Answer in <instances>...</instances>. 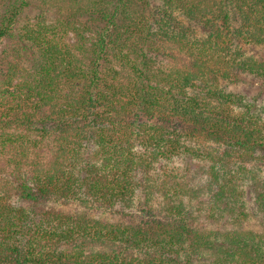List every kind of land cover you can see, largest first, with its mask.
<instances>
[{"label":"trees","instance_id":"16d2710c","mask_svg":"<svg viewBox=\"0 0 264 264\" xmlns=\"http://www.w3.org/2000/svg\"><path fill=\"white\" fill-rule=\"evenodd\" d=\"M39 2L0 0V264H264V103L217 79L264 84V0Z\"/></svg>","mask_w":264,"mask_h":264},{"label":"rangeland","instance_id":"374dc122","mask_svg":"<svg viewBox=\"0 0 264 264\" xmlns=\"http://www.w3.org/2000/svg\"><path fill=\"white\" fill-rule=\"evenodd\" d=\"M39 1L40 0H34V6L31 9L25 11L24 16L26 17L27 20H32L34 17H37L39 15V9H37V6H36L37 4H40ZM54 1L56 4L59 5L61 0H54ZM56 4H54V5H56ZM53 11H54V8H51L50 11L45 15V17L47 18V21L55 17V12H53ZM69 38H70V35L68 36L67 39L70 40ZM250 50H249V52H253L254 56H257V57H263L264 56V48H262V50H258V49H250ZM178 57H179V55H178ZM180 59H183L185 62L187 61V59L184 56L180 57ZM156 60H157V62L161 61L160 64L163 63V59H161V58H157ZM163 64L165 65L166 63L164 62ZM217 79H218L219 85L221 87H223L225 90H230V91L237 92L239 94L244 95L248 102H252L253 100L256 99L257 105L264 103V84H262L261 82H256V81H254L251 78L246 77V76H241L240 82L237 84L232 83V81H231L232 78L229 79L227 77H217ZM205 145L211 149H216V146L213 145L212 143L211 144L208 143ZM196 164L199 165L200 161L197 162ZM257 165L261 171V175H263V177H264V166H262L260 164H257ZM170 167H173L178 171H182V173L184 174L183 171H185V169H183L184 167L181 163V160H179V159L175 160L172 164H170ZM192 174L195 177V179L192 180V183L188 180L185 183H189V185L192 184V187L195 189L200 188L202 186L203 180L200 178L201 177L200 175L196 179L197 173H196L195 165L191 166L189 173H187L188 176L192 175ZM185 189H187V188H185ZM181 196H182V198L187 199L190 202L195 203L194 199L192 200L188 196L183 195V194ZM245 207H246L247 214L251 215L250 220L248 221V227L250 229H252L253 231H256V232H261V233L264 232V218L261 217V215L256 211V208L254 205V197H252V196L249 197V201H247V205ZM204 214H206V213L204 212ZM95 216L97 218L102 219V220H107L110 223H117V222L126 223V222H129V219L127 217H120V216H117L115 214H110V213H106V212H97L95 214ZM131 220L137 222V218L135 219V217Z\"/></svg>","mask_w":264,"mask_h":264}]
</instances>
